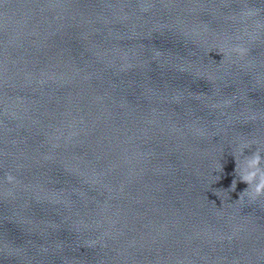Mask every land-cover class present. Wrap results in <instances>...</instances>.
Here are the masks:
<instances>
[{
	"label": "water",
	"instance_id": "95a60500",
	"mask_svg": "<svg viewBox=\"0 0 264 264\" xmlns=\"http://www.w3.org/2000/svg\"><path fill=\"white\" fill-rule=\"evenodd\" d=\"M225 43L247 55L209 52ZM263 72L264 0H0V264L136 180Z\"/></svg>",
	"mask_w": 264,
	"mask_h": 264
},
{
	"label": "clouds",
	"instance_id": "9594fccd",
	"mask_svg": "<svg viewBox=\"0 0 264 264\" xmlns=\"http://www.w3.org/2000/svg\"><path fill=\"white\" fill-rule=\"evenodd\" d=\"M149 7H144L143 11H148ZM254 13L249 12L247 16H252ZM205 31L207 29L205 28ZM195 35H201L200 32L194 30ZM216 51L218 54L226 57L227 59H231L233 55H237L240 58H244L247 55V50L242 46L236 47H228L227 43L225 44H218L214 45L212 48L209 49V52ZM156 55H160L159 52ZM183 70V69H182ZM211 79V77H209ZM231 101L227 102L226 105L220 106H230ZM215 107V106H214ZM255 119V117H253ZM200 135L204 133L198 130ZM256 146V150L252 152L251 155L245 156V150L251 149L253 146ZM235 161H236V169L235 173L239 176V182H243L248 185L247 189L239 194V203L243 204L245 198H248L252 202H256L261 198H264V148L259 146L258 141H244L243 139L239 143L236 152L234 153ZM240 157H243L241 160ZM218 171L223 172V166H218ZM5 181L7 184L10 185H17L19 182L17 181L16 177L12 174H7L5 177ZM237 181L234 180L232 182L231 188L226 191H236ZM6 195L12 196L13 193L11 191L7 192ZM95 243L94 241L92 242ZM46 251V249H45Z\"/></svg>",
	"mask_w": 264,
	"mask_h": 264
}]
</instances>
